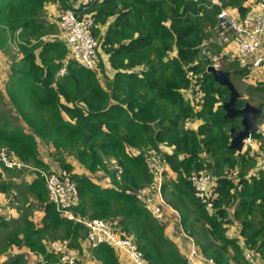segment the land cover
<instances>
[{
    "label": "trees",
    "instance_id": "1",
    "mask_svg": "<svg viewBox=\"0 0 264 264\" xmlns=\"http://www.w3.org/2000/svg\"><path fill=\"white\" fill-rule=\"evenodd\" d=\"M200 1L0 0V40L14 41L18 31L23 41L17 43L21 56L11 60L4 95L0 92V99H6L17 115L14 119L0 115V149L5 147L25 163L47 169L39 156L40 137L56 151L71 153L89 173L103 170L108 186L75 171L70 163L58 162L77 187L76 212L87 218L118 216L121 231L133 237L148 264H186L180 246L165 234V225L152 217L137 195L152 183V176L142 155L134 150L154 148L166 165L165 172L172 174L161 192L169 190L167 203L174 209L181 211L187 204L193 210L195 217L189 221L179 213L180 224L196 237L202 252L216 264H252L243 255L248 249L264 263V169L249 175L256 165L254 154L228 147L229 131L241 128L240 119L224 117L222 103L228 90L205 71L200 50L205 45L209 63L210 54L220 50L207 41L220 8H206L208 0ZM243 2L222 0V5L243 14ZM47 4L93 16L99 54L96 70L68 60L65 74L56 77L66 47L61 39L44 38L55 31L51 24L45 25ZM223 60L230 61L222 68L232 76L249 75V69L236 59ZM99 76H105L104 83ZM195 81L203 91L197 108L187 97ZM245 102L239 97L235 105L242 107ZM257 107L262 111L264 102ZM186 119L191 120L188 128L184 127ZM194 121L198 122L192 126ZM252 137L260 135L254 132ZM106 158L114 160L110 171ZM0 168L12 175L19 171L1 162ZM200 170L217 177L218 197L211 214L194 197L189 182V176ZM230 170H237L235 178L226 176ZM33 171L34 178L16 189L23 202L30 204L28 194L42 205L41 225L18 207L21 213L14 225L7 227L0 218V225L8 228L0 238V255L9 254L0 264H28L22 253L15 252L24 247L42 255L45 264H58L43 239L64 240L82 251L85 226L60 216L48 201L43 178ZM8 186L12 188L13 183L1 181L0 192H9ZM234 223L235 236L230 237L228 226ZM88 253L99 264H121L106 245L88 248Z\"/></svg>",
    "mask_w": 264,
    "mask_h": 264
},
{
    "label": "built area",
    "instance_id": "2",
    "mask_svg": "<svg viewBox=\"0 0 264 264\" xmlns=\"http://www.w3.org/2000/svg\"><path fill=\"white\" fill-rule=\"evenodd\" d=\"M204 5L206 8H211L214 5L220 8L216 13V22L212 30L217 40L210 39V42L218 46L220 50L210 54V64L216 69L221 68L223 59L228 57L230 60L236 59L240 66L247 67L250 72L264 71V0H244L243 14H240L237 8L223 6L222 0H208ZM93 26L94 18L88 13L76 11L72 7L60 11L58 17L59 38L66 47V57L56 72V77L65 74L68 60L89 70H96L99 67L98 40L93 35ZM17 33L18 31L14 35V41L18 40ZM188 75L194 76L192 72H188ZM202 96L203 91L195 81L187 97L197 108ZM190 125L191 120L186 119L184 127L188 128ZM256 132L260 138L252 137L251 134L244 139L243 152L249 151V154H254L256 159V165L249 172L251 176L264 169V122L262 125L258 124ZM134 152L142 155L152 176V183L137 191L141 204L154 219L163 224L165 221L167 222L169 216L166 209L170 208L173 211L172 214L177 222L175 236L184 254L186 264H216L213 258L202 252L195 239L184 231L180 224L179 212L163 198L161 187L165 180L166 165L160 158V154L151 147L142 151L134 150ZM0 162L4 167L12 170L24 168L37 170L43 178L48 201L54 204L60 216L85 226L84 243L88 248L106 245L112 248L119 258L127 260L130 264H148L133 237L125 235L121 231L118 216L110 219L87 218L76 212L80 202L79 194L74 181L65 168H35L10 154L5 147L0 149ZM226 176L235 178L237 170H230ZM216 180L217 177L206 170L194 172L189 176L194 197L209 214L213 212L214 203L218 197ZM42 242L46 251L57 257L58 264H83L80 256L68 246L67 241L52 238L42 240ZM22 255L28 264H45L42 255L36 252L26 251ZM243 255L252 264H264L255 259L256 255L252 250L244 249Z\"/></svg>",
    "mask_w": 264,
    "mask_h": 264
},
{
    "label": "rangeland",
    "instance_id": "3",
    "mask_svg": "<svg viewBox=\"0 0 264 264\" xmlns=\"http://www.w3.org/2000/svg\"><path fill=\"white\" fill-rule=\"evenodd\" d=\"M205 0H201L200 3H204ZM45 13H44V20H45V25L47 24H51L52 27L55 29V31H53L52 33H49L47 35L44 36L45 39H60L59 35H60V31L58 29V17H59V13L60 10L58 9V7L55 4H47L44 8ZM210 39L213 40H217L216 36L213 35V33H211L207 39V41L209 42ZM22 40L20 38H18V40L16 41H1L0 40V92L4 95V84L7 80V75L9 72V67H10V63L12 58L14 57H20V51L17 47V43H20ZM23 42V41H22ZM230 61H225L223 60L222 62V66L223 65H227ZM222 68V67H221ZM108 72V71H107ZM110 73V72H109ZM101 82L104 83L105 81V76H99ZM230 79L233 82L235 88L237 89L240 97H242L243 99H245L246 102H249L251 104H253L254 106H258L259 103L264 102V71H256V72H250L249 75L244 78V77H234L231 75L230 73ZM260 88H263V90H260ZM0 115H4L6 118H17V115L15 112H13L10 109V104L6 103V99L2 100L0 99ZM257 123L259 125H262V123L264 122V107L260 113V115L257 117ZM16 123H18L19 125H21L20 121L18 120ZM37 140L39 142V155L41 157V155L45 156V155H50L51 156V160L52 162L58 164L59 161H64L65 163H72L75 167H79L80 163L78 162V159L76 157H74L71 153L65 152V151H56L53 147H50L48 144L45 143V141L43 139H41L40 137H37ZM106 161V165L108 166V170L110 171L113 168V163L114 160L112 158L109 159H105ZM2 169L0 168V171ZM18 172V171H16ZM21 172V176H23L25 173H32L33 171L31 169H23L20 171ZM25 172V173H23ZM2 173H5L7 176L12 175L6 171H2L0 172V175ZM33 174V173H32ZM89 174L91 176H93L97 181H99L101 184H107L109 185V180H108V175L106 172H104L103 170H98L94 173H86ZM21 176H18L19 179ZM29 176V175H28ZM170 178V174H168V172H165V181H167ZM18 179L17 182L13 183V187L11 188V186H8L7 190L10 191L11 190H16V188H20L23 187V184H20L22 182H20ZM1 182V180H0ZM163 182V183H164ZM9 183V182H8ZM169 192L168 189L165 190V192ZM165 192H162V196L163 198L168 202H169V196L165 194ZM6 193V192H4ZM0 194L2 196H5V194H2L0 192ZM9 198V197H7ZM32 199V198H31ZM174 199V198H173ZM171 199V200H173ZM15 201L9 199L7 201L8 205H13L16 208L18 207L19 209H21L23 212L28 213L30 216L33 217V215L38 216L39 214L37 213V211L40 210L41 208V204L38 203L34 198L29 201L30 205L26 206V202H23L20 196H17V199H14ZM183 207L180 208L181 211L178 212L182 213L185 217L188 218V221L190 219H193L195 217L194 212L191 208H189V206L187 204H183ZM20 211H19V215H20ZM180 213V215H181ZM0 218L4 219V222H6L7 227H10L12 225H14V222H12L11 220H6L4 218V215L2 216L0 214ZM35 218V217H34ZM19 220V218H18ZM17 220V221H18ZM177 223V222H176ZM171 224V223H170ZM173 224V223H172ZM166 227V226H165ZM237 227V223H234L232 225H229L230 230H228L229 232H231V234L229 236L233 235V232L235 231ZM8 228H6L3 225H0V238L2 236V234L4 233V231H6ZM184 231L186 233H188L186 228H183ZM166 231V230H165ZM174 232V233H173ZM173 233V235H172ZM176 229L171 228V232L169 236H174V238L176 239L177 237H175L176 235ZM189 235V234H188ZM191 235V234H190ZM193 236V235H192ZM191 236V237H192ZM193 238L196 240V237L193 236ZM82 242H85V240L83 239ZM84 250L86 251V253L89 255L88 253V247L86 245V243H84ZM72 250H77V249H73ZM78 251V250H77ZM80 252V251H79ZM82 252V251H81ZM83 264L84 261L82 260Z\"/></svg>",
    "mask_w": 264,
    "mask_h": 264
},
{
    "label": "water",
    "instance_id": "4",
    "mask_svg": "<svg viewBox=\"0 0 264 264\" xmlns=\"http://www.w3.org/2000/svg\"><path fill=\"white\" fill-rule=\"evenodd\" d=\"M200 50L201 62L205 67V71L212 75L213 80L218 85L224 86L228 90V98L222 103L224 117H238L240 119L241 128L236 130L232 127L229 131L230 141L228 147L235 150L237 153H242L244 149V139L258 129L256 120L261 110L249 102H245L242 107H237L235 103L240 95L230 79V72L223 68L216 69L208 62L205 45H202Z\"/></svg>",
    "mask_w": 264,
    "mask_h": 264
},
{
    "label": "crops",
    "instance_id": "5",
    "mask_svg": "<svg viewBox=\"0 0 264 264\" xmlns=\"http://www.w3.org/2000/svg\"><path fill=\"white\" fill-rule=\"evenodd\" d=\"M108 72H107V74L108 75H111V73H112V71H110V70H107ZM110 72V73H109ZM197 122L198 121H194L193 122V124H192V126H195V124H197ZM40 145V144H39ZM164 150L165 151H169L170 149L169 148H164ZM40 156V155H39ZM45 163H47L48 164V168H57L58 167V165L56 164V163H54V162H52V160H51V156L50 155H45V156H43V155H41V157H40ZM72 164V163H71ZM73 165V164H72ZM73 167H74V170L75 171H77V172H82V173H88V171L80 164L79 165V167H75L74 165H73ZM47 168V169H48ZM29 170V169H28ZM21 170H19L18 172H16V171H14L16 174L15 175H9V176H7L5 173H2L1 175H0V180L1 181H6V182H12V183H15V182H17L18 181V179H19V177L18 176H21V172H20ZM33 171V170H32ZM23 173H25V172H23ZM33 173V174H32ZM32 173H25L23 176H21L20 177V179H19V181L20 182H22V183H20V184H24V183H28V182H30L33 178H34V176H35V174H34V171L32 172ZM168 174H170V176L172 175L171 173H168ZM29 175V176H28ZM87 175H89V174H87ZM91 176V175H90ZM93 177V176H92ZM94 178V177H93ZM94 180L95 181H97L95 178H94ZM99 182V181H98ZM100 183V182H99ZM103 186H108L106 183L105 184H102ZM110 185V184H109ZM11 189V188H10ZM10 189L8 190L9 192H7V193H4V192H1L2 194H5L6 195V197L5 196H2L1 194H0V214L3 216L4 215V218L6 219V220H11L12 222H18L17 220H18V218H19V210L15 207V206H13V205H8V203H7V201L9 200V199H11V200H13V201H15L14 200V197L15 198H17V196H20L21 197V199H22V201H23V196L22 195H20V193L17 191V189L15 190H11L10 191ZM27 196V200H28V202L29 201H31L33 198L31 197V196H29L28 194L26 195ZM7 197H9V198H7ZM32 198V199H31ZM39 203V202H38ZM28 205H30L29 203H27L26 204V206H28ZM166 211L168 212V214H169V216H168V219H167V222L165 221L164 222V225L166 226V231H165V234L170 238V239H173L177 244H179L178 243V241H177V238L175 239L174 238V236H169L170 235V232H171V228H172V226H173V228L174 229H176L177 228V223H176V220H175V216H174V214H172L173 213V211L170 209V208H168V209H166ZM176 211V210H175ZM177 212V211H176ZM37 213L39 214L38 216H35V215H33V217L32 216H30L29 215V218L31 219V220H33L35 223H36V225H38V226H40L41 225V219H42V216H43V208H42V206H41V208H40V210L39 211H37ZM178 213V212H177ZM171 214V215H170ZM180 216V215H179ZM35 217V218H34ZM171 223V224H170ZM173 223V224H172ZM237 228V227H236ZM228 230H230V228H229V226H228ZM227 230V235L229 236L230 234H231V232H229ZM236 230V229H235ZM174 233V232H173ZM173 233H172V235H173ZM235 236V231L233 232V235L232 236H230V237H234ZM176 237V236H175ZM43 240H45V239H43ZM82 244V252H79V251H77V250H75V252L80 256V258L84 261V264H99L96 260H94L90 255H88L87 253H86V251L84 250V242H82L81 243ZM17 250V249H16ZM26 251H29L27 248H22V249H20V250H17V251H15V252H20V253H24V252H26ZM11 253H14V252H11ZM9 254H2V255H0V260H4V259H6L7 258V256H8ZM119 261H120V263L121 264H130L127 260H124V259H121V258H119Z\"/></svg>",
    "mask_w": 264,
    "mask_h": 264
}]
</instances>
